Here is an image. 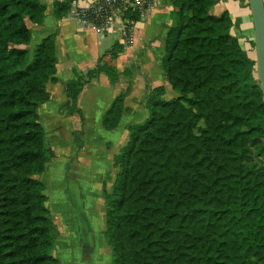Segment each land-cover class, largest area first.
Masks as SVG:
<instances>
[{"label": "trees", "instance_id": "1", "mask_svg": "<svg viewBox=\"0 0 264 264\" xmlns=\"http://www.w3.org/2000/svg\"><path fill=\"white\" fill-rule=\"evenodd\" d=\"M71 0L54 1L56 18ZM172 24L161 68L176 97L151 89L148 117L129 126L104 193L112 264H264V103L255 60L231 33L215 0H170ZM39 0H0V264H60L44 184L49 161L38 104L56 82L55 33L34 46L26 19L43 21ZM139 20L138 11H126ZM105 67L75 74L77 94ZM123 95L103 114L109 130Z\"/></svg>", "mask_w": 264, "mask_h": 264}, {"label": "crops", "instance_id": "2", "mask_svg": "<svg viewBox=\"0 0 264 264\" xmlns=\"http://www.w3.org/2000/svg\"><path fill=\"white\" fill-rule=\"evenodd\" d=\"M39 1L45 6L43 21L28 24L31 37L27 46L32 48L47 35L55 33L57 79L56 82L46 83L49 101L43 106L47 105L51 113L58 114L65 100L64 83L75 78L76 73L84 74L101 66L113 76L111 80L106 71H98L76 96V107L84 119V128L99 130L96 140L92 138L94 141H91L92 158L86 159L84 164L100 175L106 170L101 164L93 163V158L108 161L102 152L104 147H109L112 152L108 158L113 162L115 152L128 140L129 126L140 124L148 117L147 99L151 89L163 86L164 95L170 97L166 99L163 95V99L176 97L161 68L165 54L164 39L172 24V4L170 0H147L144 15L133 23L132 42L124 44L120 42L118 33H96L72 16L75 9L87 7L95 0H71L67 14L61 18L54 16L55 0ZM223 10L228 12L232 26L244 32H248L252 26L253 30L248 0H215L212 13L219 15ZM119 95H123L119 121L114 128L107 130L102 125L103 114ZM37 112L39 115L40 107ZM99 139L102 144L98 143ZM75 173L76 169H73L70 174Z\"/></svg>", "mask_w": 264, "mask_h": 264}, {"label": "rangeland", "instance_id": "3", "mask_svg": "<svg viewBox=\"0 0 264 264\" xmlns=\"http://www.w3.org/2000/svg\"><path fill=\"white\" fill-rule=\"evenodd\" d=\"M26 23L28 25L32 22L26 19ZM231 33L237 37L247 56L255 60L252 26L248 32L232 26ZM19 47L27 50L29 57H32L34 47L29 48L27 44ZM65 84L66 82L64 93ZM164 98L170 97L165 94ZM47 101L38 104L37 110L40 107L38 118L45 131L49 161L44 171L34 175V178L44 184V204L53 220L55 245L51 254L60 264H112V250L105 232L107 203L103 194L110 192L119 171L114 156L121 148L115 152L112 162L108 158L112 149L103 146L102 153L108 161L93 158L92 162L101 164L106 171L99 175L89 170V165H85L84 161L92 156L91 141L92 138L96 140L99 130L84 128V119L76 107V100L71 101L66 93L58 114L51 113L47 105L43 106ZM98 143L102 144V140L99 139ZM72 166L76 169L75 174H82L86 178L70 174L73 171Z\"/></svg>", "mask_w": 264, "mask_h": 264}, {"label": "built area", "instance_id": "4", "mask_svg": "<svg viewBox=\"0 0 264 264\" xmlns=\"http://www.w3.org/2000/svg\"><path fill=\"white\" fill-rule=\"evenodd\" d=\"M147 5V0H95L87 7L75 9L72 16L96 33H118L120 42L126 44L133 40L134 23L126 11H138L142 17Z\"/></svg>", "mask_w": 264, "mask_h": 264}, {"label": "water", "instance_id": "5", "mask_svg": "<svg viewBox=\"0 0 264 264\" xmlns=\"http://www.w3.org/2000/svg\"><path fill=\"white\" fill-rule=\"evenodd\" d=\"M254 31L255 76L264 103V0H248Z\"/></svg>", "mask_w": 264, "mask_h": 264}]
</instances>
